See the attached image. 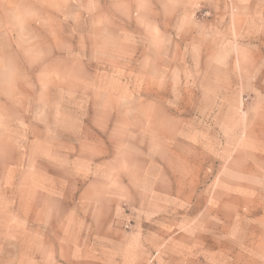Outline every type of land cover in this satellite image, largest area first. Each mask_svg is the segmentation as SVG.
<instances>
[{"label": "rangeland", "instance_id": "obj_1", "mask_svg": "<svg viewBox=\"0 0 264 264\" xmlns=\"http://www.w3.org/2000/svg\"><path fill=\"white\" fill-rule=\"evenodd\" d=\"M264 264V0H0V264Z\"/></svg>", "mask_w": 264, "mask_h": 264}, {"label": "crops", "instance_id": "obj_2", "mask_svg": "<svg viewBox=\"0 0 264 264\" xmlns=\"http://www.w3.org/2000/svg\"><path fill=\"white\" fill-rule=\"evenodd\" d=\"M87 262L80 259V258H70L69 261H64L59 264H139V262H136V260L133 258H129V262H125L124 257H120L118 259H115L114 257H96V258H87Z\"/></svg>", "mask_w": 264, "mask_h": 264}]
</instances>
